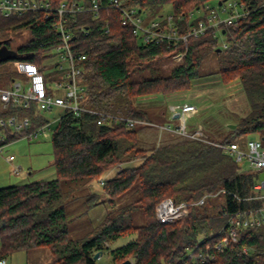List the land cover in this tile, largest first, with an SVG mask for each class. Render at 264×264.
<instances>
[{"label": "trees", "instance_id": "trees-1", "mask_svg": "<svg viewBox=\"0 0 264 264\" xmlns=\"http://www.w3.org/2000/svg\"><path fill=\"white\" fill-rule=\"evenodd\" d=\"M43 1L51 8H58L63 1L87 8L91 2ZM96 1L105 5L107 0ZM211 1L215 0H123L125 6L141 12L162 15L169 8L181 34L196 24V19L189 20V13ZM236 1L248 14L224 29L221 37L226 47L209 31L197 39L189 38L181 63L167 73L161 71V63L182 52L184 46L143 45L121 24L117 9L101 8L95 17L90 11L65 13L61 19L56 11L47 19L43 12L0 15V50L11 51V57L0 58V66L9 62L35 65L51 94L53 81L63 73L56 65L48 70L43 61L55 54L60 44L57 24L61 20L71 34L72 51L85 56L81 63L85 83L82 106L141 121L126 126L108 119L98 125L95 115L76 117L63 112L50 138L55 178L0 187V260L18 251L44 248L50 254L47 264H96V253L98 257L106 253L113 264L125 260L132 264H194L189 252L199 243L214 259L195 264H264V223L236 228V242L229 237L226 225L229 215L246 218L264 205V199L258 198L263 189L254 188L260 172L241 170L233 157L214 145L234 143L233 138L239 135L264 141V0ZM22 31L29 33L28 39L12 48V35ZM207 59L214 66L210 75L216 74L221 85L216 90L237 83L235 95L243 96L247 106L243 103L241 114L234 111L221 119L200 122L209 143L169 132L153 146H142L137 129L155 125L140 100L173 99L190 92L203 77L199 68ZM4 75L9 82L16 80L12 71H4ZM44 112L34 104L29 108L14 103L2 108L0 104V118L30 120L28 131L13 133L0 128V135L5 142H12L44 126L49 123ZM226 124L235 127L229 129ZM219 133L226 136L213 140ZM112 170L115 174L104 179ZM95 184L100 186L99 193L90 191ZM76 191L85 192L80 215L101 204L106 206V214L83 237L73 239L65 208L75 199ZM127 193L132 200L119 205L117 200ZM203 197V204L198 205ZM214 197L222 198L219 208L211 202ZM165 198L190 204L187 215L173 223H159L155 206ZM129 237L125 245L112 248ZM218 244L221 247L215 250Z\"/></svg>", "mask_w": 264, "mask_h": 264}, {"label": "built area", "instance_id": "built-area-1", "mask_svg": "<svg viewBox=\"0 0 264 264\" xmlns=\"http://www.w3.org/2000/svg\"><path fill=\"white\" fill-rule=\"evenodd\" d=\"M124 3L123 0H107L105 5H100L98 1L91 0L90 6L86 8L82 4L73 3L68 5L63 1L58 8H51L48 2L43 0H0V15L8 17L10 15H22L27 12H43L44 18L47 19L51 12L56 11L61 19L65 13L76 14L90 11L95 17L101 8H114L120 12L121 24L128 26L133 36L143 45L166 44L173 49H176L178 45H183V51L173 55V58L178 57L180 59L187 52L186 45L189 38L197 39L209 31L213 38L220 41L219 39L227 26L236 24L248 14L246 7L236 0H226L221 5L217 4L213 7L205 5L203 9H198L194 12V14L201 13L200 16L195 18L196 24L189 27L186 33L181 34L179 26L172 14L160 15V19L153 20L148 25H144L143 14L145 12H141L133 6H125ZM192 16L193 13L188 15L189 20H191ZM57 30L60 34V44L54 51L56 54H60V62L66 64L65 66L60 63L56 64V70L61 71L63 74L53 81L50 89L52 90L53 86L57 93L53 95L51 91V94H48L47 84L43 74L37 71V68L33 64L18 62L17 65L20 71L27 78L25 81L12 80L9 88L0 87V104L2 108H5L9 103L21 105L24 108H29L30 105L34 104L39 111H49L53 107H56L76 117L82 113L95 115L98 125L103 124L108 119H112L115 122H123L126 126L140 124L141 121L138 120L123 116H112L82 106L85 83L81 78L83 73L81 63L85 59V56L83 54H75L72 51L70 45L71 34L65 29L61 20L57 24ZM221 46L226 47V43L223 41ZM59 91H61V94H58ZM168 108L169 112L180 120L185 115L192 114L196 110V107L190 103L171 104ZM29 126L30 120L28 117L17 118L16 116H11L8 118H0V128L5 130L9 128L13 133L28 131ZM49 128L50 123H47L32 132L17 136L16 139L24 138L32 140L45 134ZM159 128L179 136L209 143L200 125L192 132H189L183 124L173 128L170 125ZM9 143L4 141L3 135H0V150ZM214 145L233 157L240 167L241 163L245 161L251 170L264 171V145L260 140L256 138L247 140V152L241 150L235 142L230 144L215 143ZM6 159L8 162L14 160L11 155ZM19 171L20 167L13 168L15 174L18 175ZM99 184L102 185L103 181H99ZM254 188L256 190H262L264 188V182L259 179ZM204 198H201L197 204H203ZM258 198L264 199V194ZM189 205L186 202H174L170 198H165L155 206L156 220L161 224L178 221L187 215ZM255 212L257 214L250 213L246 218H241L240 214H233L227 217L226 225H228V234L233 242L237 240L236 228L259 226L264 223V205ZM220 247L221 245L218 244L214 249L219 250ZM189 257L194 264L196 262L203 263L206 260L214 259V255L209 251H203L199 248V243L189 252ZM0 264H7V261L2 259L0 260Z\"/></svg>", "mask_w": 264, "mask_h": 264}, {"label": "rangeland", "instance_id": "rangeland-1", "mask_svg": "<svg viewBox=\"0 0 264 264\" xmlns=\"http://www.w3.org/2000/svg\"><path fill=\"white\" fill-rule=\"evenodd\" d=\"M217 4L218 3L215 0L208 2L205 5H210L213 7ZM166 13H169V8H165L162 11L163 16H165ZM191 13H193L191 20H194L201 15L200 12L194 14L193 11ZM160 15L161 14L158 12L156 13L149 10L145 11V13L143 14V24L148 25L149 22L160 19ZM12 37L13 42L11 47L15 48L20 44L26 42L29 37V33L22 31L18 32L17 34H13ZM223 41V37H221L219 41L220 46ZM182 58L178 59V57H172L170 58V60L161 63V71H165L166 73L169 72V69H172L173 67L181 63ZM60 61V54L55 53L45 59L43 61V65H45L48 70L58 63L62 64L63 66L66 65L65 63ZM4 71H12L14 73V78L16 79V81H25V79L27 78V76L20 71L17 63L9 62L7 64L1 65L0 87L2 88L11 86V82L5 79ZM37 71L39 70L37 69ZM199 71L203 77L200 78L199 82L194 84L193 89L188 93L177 95V98L173 99L160 98L159 100L151 97L143 98L140 100L139 104L140 106H142L141 108L148 112L149 119L153 122L152 125H155V127H143L137 129V137L142 146L151 147L158 141V138H160L161 135L169 133L168 131H164L161 128L156 127L170 125L173 128L178 126L180 122H183L188 131H193L199 125L201 126L200 122L204 121L205 119H221L226 115V113L229 114L230 112L234 111L241 114L240 108L244 107L243 103H245V106L247 105L243 96H240L239 94L235 95L237 91V87L235 86H237V83H232L230 85L231 87L228 86V88L226 87L225 89L219 88L217 89V91L216 88L221 85H219L218 76L216 74L210 75L214 71V66L208 59L202 63ZM140 74L144 77L148 76V72H141ZM51 91L53 95L57 93L55 92L53 86ZM220 93L224 94L222 95ZM58 94H61V91H59ZM226 95L230 96L228 97ZM228 102L231 103L229 104ZM183 103L193 104L196 107V111L183 120L181 119L182 121L180 119L171 121L168 106L170 104ZM160 112H164V114H161ZM62 113L63 110L56 107H53L51 110L44 112L42 115L50 123V128L47 129L45 134L40 135L33 140H27L24 138L16 139L7 144L2 150H0V187L20 185L32 181L50 180L55 178V171L54 167L52 166V146L50 138L58 126L59 118L61 117ZM225 136V133H219L216 134L212 139L221 140ZM233 139L234 142L239 145L241 150L247 152L246 142L247 140L252 139V137L239 135L235 136ZM10 155L14 158L12 162H8L6 159ZM135 164H137V162ZM14 167H20L18 175L13 172ZM250 169L251 168L249 167L247 162L244 161V163H241V170L247 171ZM114 174L115 170H112L104 177V179H107ZM90 191L99 193V184L93 185ZM84 194L85 192L76 191L73 194L76 196L75 199L71 203H68L65 208L66 216L69 219V236L73 239L83 237L86 233L97 226V224L100 223V221L106 214V206L101 204L92 208L87 213L80 215L85 206L83 203ZM131 196L132 195H130V193L125 194L117 200L118 204L122 205L129 202L132 198ZM211 202L219 208L222 203V198L214 197L211 199ZM137 222H140V220H138ZM130 240L131 237L120 239L112 245V248L114 249L119 246L125 245ZM49 261L50 254L48 250L44 248L33 249L29 252L18 251L11 254L7 258L8 264H47ZM96 261V264H113L110 257L106 253L100 255L96 259Z\"/></svg>", "mask_w": 264, "mask_h": 264}, {"label": "water", "instance_id": "water-1", "mask_svg": "<svg viewBox=\"0 0 264 264\" xmlns=\"http://www.w3.org/2000/svg\"><path fill=\"white\" fill-rule=\"evenodd\" d=\"M225 0H222V1H219L218 2V4L219 5H221V3L222 2H224ZM10 54H11V51H7V50H5V49H3V50H0V58L3 60V59H6V58H9V57H11L10 56ZM229 129H233L234 127H235V125H233V124H227L226 125ZM259 179L261 180V181H263L264 182V171H261L260 172V174H259ZM98 253H96L95 255H94V259H97L98 258ZM119 264H132V262H131V260H125V261H123V262H121V263H119Z\"/></svg>", "mask_w": 264, "mask_h": 264}, {"label": "crops", "instance_id": "crops-1", "mask_svg": "<svg viewBox=\"0 0 264 264\" xmlns=\"http://www.w3.org/2000/svg\"><path fill=\"white\" fill-rule=\"evenodd\" d=\"M7 88H9V87H7ZM170 105H171V104H170ZM195 111H196V110H195ZM195 111H194V112H195ZM169 113H170V112H169ZM163 114H164V113H163ZM192 114H193V113H192ZM190 115H191V114L185 115V116L182 118V120H183L184 118L190 116ZM169 116H170V120H171V121H172V120H173V121L177 120V118H176L175 116H173L171 113L169 114ZM182 120H181V121H182ZM180 124H183V125H184L183 122H180L179 125H180ZM226 125H227V124H226ZM226 125H225V127L228 128ZM184 126H185V125H184ZM185 127H186V126H185ZM6 261H7V260H6ZM7 264H8V263H7Z\"/></svg>", "mask_w": 264, "mask_h": 264}]
</instances>
